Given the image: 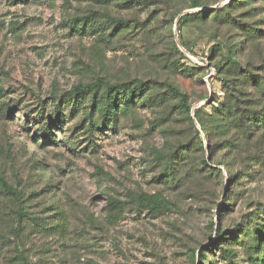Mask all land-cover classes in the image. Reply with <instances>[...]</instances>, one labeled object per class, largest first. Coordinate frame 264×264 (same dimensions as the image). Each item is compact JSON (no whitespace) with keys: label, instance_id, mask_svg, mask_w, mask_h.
I'll return each mask as SVG.
<instances>
[{"label":"rangeland","instance_id":"obj_1","mask_svg":"<svg viewBox=\"0 0 264 264\" xmlns=\"http://www.w3.org/2000/svg\"><path fill=\"white\" fill-rule=\"evenodd\" d=\"M200 1L0 0V264H264V147L215 118L229 58L264 80V0ZM98 79L148 90L105 117Z\"/></svg>","mask_w":264,"mask_h":264},{"label":"trees","instance_id":"obj_2","mask_svg":"<svg viewBox=\"0 0 264 264\" xmlns=\"http://www.w3.org/2000/svg\"><path fill=\"white\" fill-rule=\"evenodd\" d=\"M191 8L196 9L203 7L200 0H190ZM207 15L204 13L196 14H187L181 17V21L185 22L192 19L194 16L200 18H205ZM229 65L235 66L239 70V76L235 81L241 80L244 84H251L252 89L249 90L252 92H247L239 90L238 85L234 86V89L231 93L232 101L228 100L227 103L222 104L219 110H216L215 118L220 122L224 123L227 127V132L232 134V141H235L237 147L241 146V142L248 145L251 141H255L256 148L259 151H262L264 147V80L258 78L251 71H246L239 66V64L229 58ZM242 78V79H241ZM224 86L228 87L232 84V80L222 79ZM148 90V86L139 83L135 87L129 84H109L104 79H98L87 85H79L75 88L77 95H87L97 97L99 99L98 105L101 103L102 108H104L105 117L112 116L116 117L118 113V100L121 99H136L142 98L145 92ZM173 93L179 98V106L183 108L186 114L191 117V113H194L197 123L201 127V130L205 131L207 124L202 117V112L200 109L192 111V107L187 103V97L180 93L178 90L173 89ZM253 94V96H252ZM244 98V99H241ZM107 123L111 122V119L104 118ZM50 127H47L45 131L49 132ZM199 134V133H198ZM259 137V138H258ZM211 143V141H209ZM160 159L163 158V154L157 153ZM250 159H246L247 162ZM252 163L259 164L261 159L255 157L251 159ZM203 165L206 166L207 162H203ZM226 167L231 170V165L226 164ZM209 175H215L216 177L221 176V171L216 169L209 168ZM0 189L1 191L13 198L14 200H19L20 194L12 186H10L4 178H0ZM132 200L140 207H143L147 210L156 212L157 214L165 212L169 209V202L160 195H148V194H134ZM116 200L110 201V206L116 204ZM23 212L18 211L17 217L21 219L23 217ZM19 228H16L18 234ZM217 241L225 240L223 234L218 231ZM259 239H262V235ZM210 251V250H209ZM222 255L231 258V255L228 250L222 248ZM205 253L201 254V257H205ZM228 260V259H227ZM201 264V263H200Z\"/></svg>","mask_w":264,"mask_h":264}]
</instances>
